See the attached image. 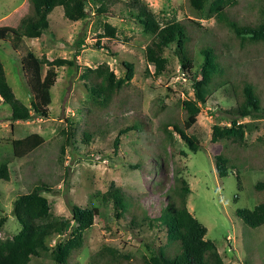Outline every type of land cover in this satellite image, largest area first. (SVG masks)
Wrapping results in <instances>:
<instances>
[{"label": "rangeland", "instance_id": "rangeland-1", "mask_svg": "<svg viewBox=\"0 0 264 264\" xmlns=\"http://www.w3.org/2000/svg\"><path fill=\"white\" fill-rule=\"evenodd\" d=\"M100 1L84 0L87 15L78 21H69L60 6L54 7L48 29L40 37H24L15 51L8 41L0 40L6 80L27 105L33 96L21 68L26 50L37 57H64L76 63L55 69L47 119L12 121L9 105L0 100V163L9 162V178L0 179V216L6 217L0 238H11L20 229L11 212L13 199L44 182L50 191L39 192L55 215L70 218L72 203L97 208L82 246L74 250L67 264H91L92 256L105 246L117 250L122 264H141L167 242L158 222L149 219L159 215L167 202L165 193L174 183V175L180 173L190 187L187 209L206 227L205 237L215 243L223 263L264 264V225L247 226L235 214L236 208H253L259 202L254 184L264 180V44H241L226 24L200 18L189 0H140L160 24L180 20L189 36L190 71L182 69L171 44L163 51L165 69L157 74L144 55L152 35L133 16V1L105 0L106 10L98 12ZM236 1L227 8L229 17L239 24L254 21L255 0ZM30 12L28 0H0V26L16 27ZM104 22L116 27L114 38L98 36ZM98 38L108 48L97 47ZM204 46L213 49L222 68L207 88L195 122L185 130L198 144V150L192 152L173 127H185L182 100L195 98L192 82L193 77H200L199 51ZM123 61L134 66L130 82L105 105L95 102L87 88L92 74L82 76L85 67L106 63L119 77L125 72ZM45 69L43 65V73ZM244 83L253 86L261 107L257 117L239 119L247 123L245 143L238 147L226 140L213 142L212 126L228 125L231 116L227 110L242 99ZM125 128L115 149L113 140ZM31 133L40 134L43 142L24 157H15L12 139ZM222 149L233 158L234 166L219 177L214 155ZM110 188L120 190L127 210L118 211L111 199L103 200ZM73 226L70 221L63 239L70 236ZM54 241L52 237L48 245L53 246ZM98 260L94 264H103ZM28 264L57 263L43 253Z\"/></svg>", "mask_w": 264, "mask_h": 264}, {"label": "trees", "instance_id": "trees-1", "mask_svg": "<svg viewBox=\"0 0 264 264\" xmlns=\"http://www.w3.org/2000/svg\"><path fill=\"white\" fill-rule=\"evenodd\" d=\"M132 1L135 5L133 7L136 8L133 16L142 25L143 30L152 35L150 42L144 48V55L146 62L154 67V72L159 74L165 69L167 60L163 51L171 44L176 47V54L182 69L190 71L192 62L186 49L189 36L183 23L172 19L160 24L145 4L140 0ZM28 2L31 12L21 17L16 27L0 26V40L8 41L14 51L20 47L24 37L37 38L48 29L49 13L56 6L62 8L63 16L69 21L82 20L87 15L84 0H28ZM236 2V0H189V5L202 16L200 18H214L217 22L226 24L241 44L247 41L264 44V0H255L256 18L245 24H239L228 15L227 8L234 6ZM105 10L106 3L102 0L97 11L104 12ZM98 36L114 38L116 27L104 22L103 32ZM100 38L97 40V47L108 48L99 44ZM199 52L202 57L200 77L197 79L192 76L195 98L182 100L185 127L181 128L177 124L173 127L192 152L198 150V144L196 138L188 135L185 130L195 122L200 106L205 103L207 88L214 75L219 74L222 68L211 47H201ZM43 65L46 67L44 73ZM73 65L76 66L75 59L37 57L31 50H26L21 56V68L33 96L27 105L15 96L6 80L4 67L0 60V100L10 107L9 119L12 121L32 118L47 119L49 117L48 106L51 102L50 88L57 76L55 69ZM123 66L124 75L119 77L109 69L106 63H101L95 68L85 67L82 76L88 78L92 74V82L87 84V88L95 102L105 105L114 93L130 82L134 74V66L128 61H123ZM241 94L242 99L227 110L231 116L228 125L214 124L212 126L211 140L213 142L226 140L238 147H242L245 143L247 123L239 122V119L257 117L261 107L260 99L250 83L243 84ZM127 128L119 130L115 136L113 140L115 149L119 144V135ZM42 142L43 137L38 133L13 139L11 141L13 155L18 158L24 157ZM60 152L62 154L64 152L63 145L60 147ZM8 163V160L0 163V179L9 178ZM214 164L219 177L226 176L230 168L234 166L233 158L223 149L214 155ZM254 189L260 196L259 202L253 208L238 207L235 210L236 216L245 225L253 228L264 225V180L257 181ZM40 190L49 192L50 188L44 182L39 183L32 190L20 193L13 199L11 212L20 224V229L11 238H0V264H28L32 257L37 258L43 253L48 254L57 264H67L74 250L82 246L84 232L93 224L98 214L97 208L72 203L70 218L55 215L51 212L50 204L47 198L39 192ZM189 192L190 187L186 178L176 173L174 183L165 193L166 204L160 209L156 218L149 219V221L158 222L160 228L165 231L167 242L164 246H158L148 258L144 257L141 264H224L215 243L205 237L206 227L187 209L186 198ZM102 198L104 201L107 198L111 199L118 211H124L127 208L128 204H124L123 196L117 188H110ZM5 221L6 217L0 216V229ZM70 221H73L74 226L70 236L63 239ZM52 237H55V241L50 247L48 240ZM59 237L61 239H57ZM120 257L116 249L105 246L92 256L91 264L98 259V261H103V264H122Z\"/></svg>", "mask_w": 264, "mask_h": 264}, {"label": "water", "instance_id": "water-1", "mask_svg": "<svg viewBox=\"0 0 264 264\" xmlns=\"http://www.w3.org/2000/svg\"><path fill=\"white\" fill-rule=\"evenodd\" d=\"M23 89H24L26 95H27L28 97H30V93L28 92V90L26 89V87H25L24 85H23Z\"/></svg>", "mask_w": 264, "mask_h": 264}, {"label": "crops", "instance_id": "crops-1", "mask_svg": "<svg viewBox=\"0 0 264 264\" xmlns=\"http://www.w3.org/2000/svg\"><path fill=\"white\" fill-rule=\"evenodd\" d=\"M2 64H3V63H2ZM13 139H16V138H13ZM13 139H12V140H13Z\"/></svg>", "mask_w": 264, "mask_h": 264}]
</instances>
